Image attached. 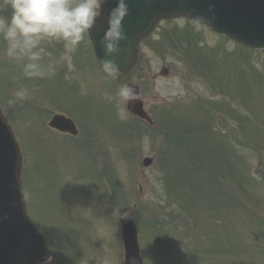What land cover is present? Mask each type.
I'll list each match as a JSON object with an SVG mask.
<instances>
[{
    "label": "rangeland",
    "instance_id": "374dc122",
    "mask_svg": "<svg viewBox=\"0 0 264 264\" xmlns=\"http://www.w3.org/2000/svg\"><path fill=\"white\" fill-rule=\"evenodd\" d=\"M1 2L4 3L3 0ZM184 22L176 20L161 24L149 41L139 46L137 70L142 72L139 77L135 75L137 70L132 74L131 80L138 83L147 111L156 117L159 125L152 128L141 126L124 108L116 109L117 121L124 127L121 133L124 143L131 147L130 158L127 154L119 158L120 149L113 147L107 131V136L94 144L105 153L97 166L113 169L116 165L113 172L117 178L110 174L93 181L90 176L83 179L75 175L69 178L68 183L65 178L70 174L58 177V191L65 205L70 201V194L66 191L68 185L81 186L83 194L76 193L74 189L75 194L71 191V195L76 200L72 199V204L75 201L80 206L83 216L80 218V233L71 238V233L75 232L73 214L58 217L55 211L47 213L59 234L53 238L54 264H122L118 217L123 216L135 218L137 230L143 234V244L141 239L140 244L141 251H144V264H264V50H243L208 31L199 32L197 43L213 46L214 51L230 53L233 45L240 48L231 52L225 62L223 79L227 83L232 78L231 85L216 87L215 83L216 86L210 88L208 85L213 79L207 70L202 69L206 66L203 61L208 58V49L195 50L193 55L185 50V42L177 44L175 50L169 49L171 54L162 56L152 49V45L146 46L149 42L153 44L166 28L169 31L172 26L181 27ZM188 28L196 29L193 24ZM50 47L58 51L60 44ZM57 51H48L52 55L48 59H59L57 64L53 63V68L57 69L63 59L74 61L72 52L58 55ZM215 57L216 61V54ZM218 61L223 63L222 55L218 56ZM88 65L94 68L90 54ZM163 66L169 69V73L158 77ZM20 74L19 66L0 56V103L5 114H10L15 121L19 115L17 106H8L5 92L6 84L17 81ZM95 76L89 78L93 84L89 88L91 92L89 89L86 91L91 94L90 104L94 100L93 93L101 91L100 85L96 87L97 79L100 82L101 78L99 74ZM122 83L125 82H112L103 102L115 104L108 97L113 96ZM27 87L32 91V98L20 103V109L36 111L49 105L45 104L46 98L42 103L35 101L38 96L35 80H30ZM8 97L11 98L10 95ZM78 100L88 103L86 99ZM203 100L209 102L208 112L198 110L193 114L194 107ZM179 101L180 104L185 103L182 112ZM172 102L178 110L175 111ZM47 110L49 113L56 111L53 108ZM62 110L69 117L76 118L78 111L67 107ZM206 117L209 119L205 120ZM18 119L20 128L26 125L22 121L25 117L20 115ZM43 135L47 140L45 145H49L47 149L43 139L33 137L36 152L41 144L39 153L42 157L52 153L51 147L59 142L53 135ZM54 152L59 155L56 149ZM26 154H31L28 148ZM145 156L153 157L147 168L142 166ZM40 161L42 167L45 165L54 173L51 168L54 160ZM66 163L69 173L71 169L74 173V167L70 162ZM31 166L36 168L37 164L33 162ZM29 171L27 165V174ZM89 173L94 174L93 171ZM44 176L45 179L40 181L33 179L31 186L41 188L44 195L50 197L54 176L49 173ZM90 182L93 186L85 192V186ZM81 195L86 197L81 198ZM102 198H105V208ZM42 204L50 203L42 199ZM44 228L48 232L53 229L48 225Z\"/></svg>",
    "mask_w": 264,
    "mask_h": 264
},
{
    "label": "water",
    "instance_id": "95a60500",
    "mask_svg": "<svg viewBox=\"0 0 264 264\" xmlns=\"http://www.w3.org/2000/svg\"><path fill=\"white\" fill-rule=\"evenodd\" d=\"M128 14L123 27L127 39L120 51L110 57L124 74L135 59L136 42L161 17L187 16L199 20L236 41L252 48L264 47V0H126ZM117 0H102L101 14L89 31L99 60L105 59L99 40L107 28L109 12ZM239 21L234 24L233 17ZM136 93V92H135ZM129 109L145 117L136 99ZM59 124V118L53 121ZM146 165L149 160H145ZM20 156L8 126L0 113V264H41L49 255L44 240L29 222L21 199ZM125 264H142L138 255L135 230L131 222L123 223Z\"/></svg>",
    "mask_w": 264,
    "mask_h": 264
},
{
    "label": "clouds",
    "instance_id": "9594fccd",
    "mask_svg": "<svg viewBox=\"0 0 264 264\" xmlns=\"http://www.w3.org/2000/svg\"><path fill=\"white\" fill-rule=\"evenodd\" d=\"M102 0H5L6 17L0 18V56L19 66L26 80L45 79L54 75L51 63H45L46 47L60 44L69 52L76 51L85 40L99 15ZM128 14L126 0H117V5L108 14L107 28L99 40L105 59L100 61V71L116 78L119 65L113 54L119 52L120 43L127 39L123 20ZM199 30V25H195ZM15 79V78H14ZM32 98V91L21 84L7 100L9 107ZM118 110L136 99L135 90L121 85L113 96Z\"/></svg>",
    "mask_w": 264,
    "mask_h": 264
}]
</instances>
